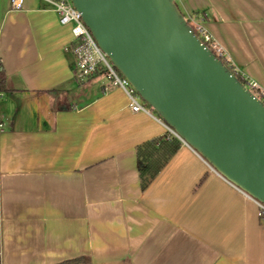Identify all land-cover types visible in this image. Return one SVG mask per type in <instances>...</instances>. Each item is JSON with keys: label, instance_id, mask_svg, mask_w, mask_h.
I'll list each match as a JSON object with an SVG mask.
<instances>
[{"label": "crops", "instance_id": "crops-1", "mask_svg": "<svg viewBox=\"0 0 264 264\" xmlns=\"http://www.w3.org/2000/svg\"><path fill=\"white\" fill-rule=\"evenodd\" d=\"M264 93V0H174ZM42 0H0V264H264L254 202L180 146L142 189L136 148L168 132L103 73L74 78Z\"/></svg>", "mask_w": 264, "mask_h": 264}, {"label": "water", "instance_id": "water-1", "mask_svg": "<svg viewBox=\"0 0 264 264\" xmlns=\"http://www.w3.org/2000/svg\"><path fill=\"white\" fill-rule=\"evenodd\" d=\"M139 99L219 176L264 205V105L203 45L174 0H71Z\"/></svg>", "mask_w": 264, "mask_h": 264}, {"label": "built area", "instance_id": "built-area-1", "mask_svg": "<svg viewBox=\"0 0 264 264\" xmlns=\"http://www.w3.org/2000/svg\"><path fill=\"white\" fill-rule=\"evenodd\" d=\"M42 1L51 7L56 15L59 25L69 26L70 28L72 35L70 52L73 56L72 70L74 78L81 81L95 76L98 73H103L104 76L110 81L112 86H116L124 91L125 95L127 96L128 106L131 112L150 113L151 110L140 101L134 87L120 72H118L113 67L107 55L99 49L91 33L84 25L81 13L73 7L71 0ZM23 2L24 0H10V7L12 10H20L22 8ZM189 21V26L200 44L205 46L208 50L211 49L214 53L213 55L216 58L219 57L225 62L229 63L233 69V72H239L237 68L230 64L221 48L203 28L201 22L190 17ZM243 80L245 82L244 87L264 105V102L260 100L262 99L264 101V93L258 89L257 84L246 78H243ZM1 97L2 94L0 93V98ZM1 128L2 124H0V129ZM166 128L172 136L181 142L178 136H176L167 126ZM251 200L258 209V217L263 218L264 205L256 200Z\"/></svg>", "mask_w": 264, "mask_h": 264}, {"label": "trees", "instance_id": "trees-1", "mask_svg": "<svg viewBox=\"0 0 264 264\" xmlns=\"http://www.w3.org/2000/svg\"><path fill=\"white\" fill-rule=\"evenodd\" d=\"M183 15V14H182ZM186 20L187 25H189V17L183 15ZM212 54L213 51L209 49ZM217 59L227 68V70L235 76L238 81L245 86L240 72H233L232 67L229 63L225 62L221 58ZM6 91L5 88V75L3 73V68L0 63V93L4 95ZM264 102L262 99H260ZM180 141L177 140L170 133H167L163 138H155L149 140L136 148V159L138 173L140 176V182L142 189L145 188L151 180L159 173V171L165 166L168 160L174 155L180 146ZM264 221V217L260 218ZM60 264H90L87 258H78L74 260H69Z\"/></svg>", "mask_w": 264, "mask_h": 264}, {"label": "rangeland", "instance_id": "rangeland-1", "mask_svg": "<svg viewBox=\"0 0 264 264\" xmlns=\"http://www.w3.org/2000/svg\"><path fill=\"white\" fill-rule=\"evenodd\" d=\"M120 74V73H119ZM121 75V74H120ZM80 81V80H79ZM81 81H83V80H81ZM154 114H156L155 112H154ZM157 115V114H156Z\"/></svg>", "mask_w": 264, "mask_h": 264}]
</instances>
